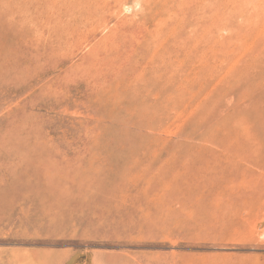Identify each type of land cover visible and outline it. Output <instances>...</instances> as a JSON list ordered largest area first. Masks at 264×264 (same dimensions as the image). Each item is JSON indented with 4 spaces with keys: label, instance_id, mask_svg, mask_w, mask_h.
<instances>
[{
    "label": "rangeland",
    "instance_id": "1",
    "mask_svg": "<svg viewBox=\"0 0 264 264\" xmlns=\"http://www.w3.org/2000/svg\"><path fill=\"white\" fill-rule=\"evenodd\" d=\"M0 264H264V0H0Z\"/></svg>",
    "mask_w": 264,
    "mask_h": 264
}]
</instances>
